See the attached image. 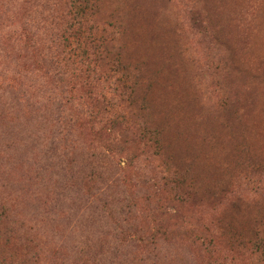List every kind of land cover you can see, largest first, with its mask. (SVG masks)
<instances>
[{
    "label": "rangeland",
    "instance_id": "obj_1",
    "mask_svg": "<svg viewBox=\"0 0 264 264\" xmlns=\"http://www.w3.org/2000/svg\"><path fill=\"white\" fill-rule=\"evenodd\" d=\"M72 2L0 0V264H257L264 0Z\"/></svg>",
    "mask_w": 264,
    "mask_h": 264
},
{
    "label": "trees",
    "instance_id": "obj_2",
    "mask_svg": "<svg viewBox=\"0 0 264 264\" xmlns=\"http://www.w3.org/2000/svg\"><path fill=\"white\" fill-rule=\"evenodd\" d=\"M96 3L89 6L88 0H73L68 12V20L65 29L62 45L66 52V59L73 63L86 65L87 67L100 66L103 54L106 52L102 48L99 39L95 36L93 27L87 24L89 16H93L96 11ZM116 82L125 85L128 78L116 79ZM262 242L255 243L257 264H264V250Z\"/></svg>",
    "mask_w": 264,
    "mask_h": 264
}]
</instances>
